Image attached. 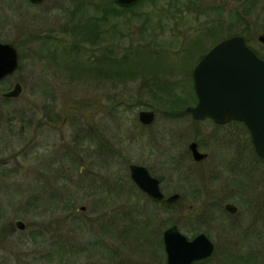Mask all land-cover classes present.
Listing matches in <instances>:
<instances>
[{"label": "rangeland", "instance_id": "rangeland-1", "mask_svg": "<svg viewBox=\"0 0 264 264\" xmlns=\"http://www.w3.org/2000/svg\"><path fill=\"white\" fill-rule=\"evenodd\" d=\"M259 1L249 45L264 58L258 36L264 33V0ZM78 3L0 0V41L13 43L20 58L18 70L0 84V205L5 213L0 225V264H152L150 251L137 248L134 231L126 228L121 235L115 231L113 237L120 239L105 238L114 250L122 245V260L112 261L109 249L98 246L88 229L75 221L95 225L103 213L108 221V214L117 218L123 212L125 216L132 212V222L142 219L132 207L140 213L160 212L158 221L154 219V238L163 239L175 219L187 235L206 232L216 251L196 264H264V160L256 153L250 132L235 121L224 125L211 119L195 121L187 107L197 103V96L173 114L166 112L174 107L169 99L160 105L153 96L194 90L192 71L203 51L194 49L188 55V49L207 27H221L241 2L201 0L198 12L186 13L183 19L175 7L169 19L151 9L146 29L142 28L146 15L139 16L130 30L136 35L141 31L142 41L136 36L120 37L102 45L114 47L119 56L126 46L134 52L152 48L168 55L160 60V73L155 69L157 54L143 55L149 73L127 81L102 78L95 71L78 73L88 68L81 59L100 54L103 48H85L80 59L62 52L66 43L75 42V36L63 29ZM92 12H77L75 23L85 22ZM157 15L163 19L158 28ZM128 27L124 25L125 30ZM240 29H228L224 38ZM49 36L53 38L46 43ZM204 43L211 48L217 39L210 37ZM49 46L60 48L59 55L52 56L55 60L48 56ZM16 83L22 85L21 95L4 101L2 92ZM142 110L155 111L152 124L141 123ZM193 140L208 155L205 161L193 160L189 151ZM130 164L146 166L163 180L166 195L179 192L181 200L165 213L159 211L162 205L145 197L129 195L139 204L133 200L124 204L121 195L134 189ZM189 170L201 183L199 194L191 192L193 184L185 176ZM82 181L85 195L70 210L69 203L61 202L64 183L77 192ZM88 184L94 185L92 190ZM226 202L238 206L236 215L225 211ZM81 206L86 207L83 212ZM119 217L129 223L124 215ZM19 219L26 223L25 230L15 226ZM149 236L153 239L150 232ZM155 245L157 240L151 247ZM163 251L166 255L165 247Z\"/></svg>", "mask_w": 264, "mask_h": 264}, {"label": "trees", "instance_id": "trees-1", "mask_svg": "<svg viewBox=\"0 0 264 264\" xmlns=\"http://www.w3.org/2000/svg\"><path fill=\"white\" fill-rule=\"evenodd\" d=\"M201 0H140V2L132 7H122L117 5L114 0H79V3L74 7V10L71 12V17L66 23V27L63 29V31L67 34H73L75 36V42L74 44L68 45L66 43V46H64L62 49V52H66L70 58L73 56V54H76V57L79 59L81 58L80 53L85 48L91 47H98L103 48L102 52L100 54L96 55H89L86 60L81 59L84 61V63H87L88 68H81L80 71L85 72L84 70L88 71H95L99 74L100 77L104 78H110L111 80H120V81H127L131 79H135L138 77H141L148 70L146 69V63L143 62V57L146 54H157V58H159V62H157V73H160L162 70L160 69V65L162 62L160 60L166 58L168 53L165 51L162 52V50L156 51L152 48H147L145 45V48L149 49L147 51L141 52L138 48L135 50V52L129 48H125V51L122 53V55H118L114 49V47H106L108 45H102L108 40L111 41H117V38H124L129 37L130 40L134 39V36H136V40L142 41L144 39L143 33H138L137 35L135 32H132L130 30V24L133 21L138 20V17L141 15H146V18L144 19L142 23V28L146 29L147 22L151 19V9L153 13H163L164 16L169 19L171 15H174L175 12L179 13L181 16V19L184 18V14L186 13H192L198 12L199 9V2ZM241 2V5L239 9L231 10L228 15V20L226 19L225 25L228 27L229 30H231L233 27L240 26L242 29L235 32L236 34L243 35L247 42L250 44V41L252 40L250 38V35H254L252 32L254 26L256 25V19L255 14L257 11L258 4L260 3L259 0H239ZM173 7H175V12H173ZM93 9V12L90 16L86 18L85 22H82L78 20L75 23V14L77 12H84L87 11L90 12ZM177 10V11H176ZM170 15V16H169ZM126 17V18H125ZM124 20V21H123ZM163 20V19H162ZM162 20L157 15V28L162 25ZM221 25V27H207L201 34V37H195L196 40L195 46H191L188 49V55H191L192 51L195 49L203 51L201 53V58L203 55L210 49V47H206L204 43V39L208 40L210 37H214L217 39V42L224 39V36L229 33L228 29H225L224 25ZM129 27L127 30H125L124 25ZM144 29V30H145ZM142 30V31H144ZM249 32H251L249 34ZM135 34V35H134ZM230 34H233L230 32ZM233 34V35H236ZM200 36V35H199ZM231 36V35H230ZM53 38L49 36L47 38V42H50V39ZM139 42V41H137ZM56 43L59 44L57 41ZM206 47V48H205ZM205 48V49H204ZM91 49V48H90ZM48 56L51 60H55L53 57H57L59 55L60 48L55 46H49L48 49ZM88 53V52H87ZM259 53V52H258ZM144 55V56H143ZM53 56V57H52ZM92 58V59H91ZM87 61V62H86ZM166 63L167 61H163ZM163 64V63H162ZM64 66V65H63ZM65 68V67H64ZM156 79V78H155ZM6 80V79H5ZM4 80V81H5ZM2 81V82H4ZM1 82V83H2ZM0 83V84H1ZM170 93V92H169ZM158 99L159 104L164 103L166 101H170V105H174V107H169L166 109L172 110L174 112L176 108H184L187 105L191 104L193 101H196V95L194 90L192 89L191 93L184 92V94L181 93H171L170 96L172 97H165V96H158L153 95ZM2 98L4 101H8V99H11L9 97H4L2 95ZM166 99V100H165ZM165 100V101H164ZM160 104V105H161ZM241 123L244 127V123ZM71 161L73 163L77 162V159L72 158ZM67 171V170H66ZM90 175H88L87 178H89ZM87 178L84 176L81 177V179H84L87 181ZM61 179L65 180V176H63ZM122 180L119 178V181ZM85 181H82L81 189H79L77 192L71 190L69 188V184L64 183V189L62 191L63 198L61 199V202H66L69 204H66V207L72 210L76 209V205L79 201L81 195H85V191L83 188V184ZM122 181H120V184ZM70 187H73L71 185ZM90 190L94 187L93 184H88L86 186ZM87 195V194H86ZM60 201V200H59ZM33 202H31V205ZM33 206H35L33 204ZM38 206V205H37ZM74 207V208H72ZM169 206L163 207L159 209V211H162L165 213L166 210H169ZM3 207L0 205V225L2 219L5 217V213L3 212ZM147 209V208H145ZM147 211V210H146ZM83 212V211H82ZM153 212V211H152ZM146 213L145 211H142L141 213H137V215L140 216L142 219H137L135 222H132V212L128 214V216H125L124 212V219L129 222L128 224H124L122 218L119 216H123L122 213L118 214L119 216L117 218L113 216H109L108 214V221L105 220V215L100 217V219L96 220L98 224H92L87 223L86 221H81L79 219H76L75 221L82 226L84 229H88V233L94 237L95 243L98 246H101L102 248L106 247L110 251V255L113 258L112 261L115 260H122L121 258V244L117 247H115V250L111 247H108V244L106 243L105 238H118L120 239L121 232H125L126 228L129 231H134L136 234L135 241L137 243V248L141 249L142 251H150V255L153 257L152 264H167L166 255L164 253V243L162 238H154L152 236V229L154 228V219L160 217V212H157V215L153 212ZM152 213V214H151ZM113 217V218H112ZM117 219H120L117 220ZM115 231L119 234L116 237H113L115 234ZM149 232L151 236L150 238ZM157 240V246L151 247V245L156 244ZM112 248V249H111Z\"/></svg>", "mask_w": 264, "mask_h": 264}, {"label": "water", "instance_id": "water-1", "mask_svg": "<svg viewBox=\"0 0 264 264\" xmlns=\"http://www.w3.org/2000/svg\"><path fill=\"white\" fill-rule=\"evenodd\" d=\"M39 2L43 0H33ZM122 7H132L140 0H114ZM264 44V33L259 35ZM20 64L19 51L11 42L0 41V82L14 74ZM194 90L197 103L187 109L195 120L213 119L219 124L232 120L244 122L248 128L252 143L259 156L264 158V58L248 45L243 35L227 37L213 46L197 63L193 73ZM22 93V85L16 83L4 97L17 98ZM153 110H142L140 121L150 125L155 120ZM190 150L197 160L207 157L198 148L196 141L190 144ZM132 180L145 192L156 199H163L158 178L151 175L149 169L141 164H131ZM179 194L170 196L173 202ZM81 206V210H85ZM226 209L237 211L233 204ZM18 230H25L26 223L19 219L15 222ZM163 242L167 264H193L207 259L215 253V243L204 233L193 240L181 233L176 225L164 231Z\"/></svg>", "mask_w": 264, "mask_h": 264}, {"label": "flooded vegetation", "instance_id": "flooded-vegetation-1", "mask_svg": "<svg viewBox=\"0 0 264 264\" xmlns=\"http://www.w3.org/2000/svg\"><path fill=\"white\" fill-rule=\"evenodd\" d=\"M26 1H29L32 5H41V4H43L44 2H45V0H43V1H39V2H34L33 0H26ZM188 108V107H187ZM192 115V114H191ZM194 119V118H193ZM195 120V119H194ZM195 121H202V120H195ZM231 122H233V121H231ZM216 123V122H215ZM230 123V122H229ZM216 124H218V123H216ZM228 124V123H227ZM219 125H224V124H219ZM194 141H196V140H193L192 142H194ZM191 142V143H192ZM197 142V141H196ZM190 143V144H191ZM198 143V142H197ZM198 148H199V143H198ZM200 150V149H199ZM189 151H190V153H191V155H192V158H193V160L195 161V162H203V161H205L207 158H208V155H207V157H205V158H203V159H201V160H197V159H195L194 158V156H193V153H192V151L190 150V145H189ZM203 153H205V152H203ZM129 168H130V165H129ZM150 171V170H149ZM191 171H193V169H191ZM190 170L187 172V175H185L187 178H186V180L189 182V183H191V184H193V186H192V188H191V192H192V194L194 193H197V194H199V192H200V188H201V186H197V185H200L201 183H199V182H197L196 181V178H194V176H193V172H191ZM194 172H195V170H194ZM151 173V172H150ZM151 175L152 176H154L152 173H151ZM130 177H131V172H130ZM154 177H156V176H154ZM156 178H158V177H156ZM159 179V181H160V188H161V183H162V179L159 177L158 178ZM131 180H132V178H131ZM133 181V180H132ZM133 183H134V186H133V190H129L128 189V191H127V194H124V196L123 195H121V197H123L122 199H123V201H124V204H126V203H130V201H132L133 200V204H135V205H137V204H139L138 203V200H135V199H133V198H131V197H134V198H136V199H139V198H141V197H145L148 201L147 202H150V203H154L156 206H157V204H159V205H162L163 207H167V206H169L170 208H172V207H174L180 200H181V198H182V194L181 193H179V192H176V193H173V194H170V195H166L165 194V192L163 191V189L161 188V190H162V192L164 193V198L163 199H156V198H154V197H152L151 195H149L147 192H145L142 188H140L134 181H133ZM128 184V183H127ZM129 188V187H128ZM201 193V192H200ZM175 194H179V198L178 199H176L175 201H173V202H168L167 201V199L170 197V196H173V195H175ZM129 195H131V197H129ZM137 201V202H136ZM227 204H233V205H235L236 207H237V211L236 212H234V213H232V212H230V211H228L227 209H226V205ZM140 206V205H139ZM132 208H134V211H133V213L134 214H136L137 215V213L139 212L140 213V209L139 208H135V207H132ZM224 209H225V211L227 212V213H229V214H231V215H236L237 213H238V206L236 205V204H234V203H232V202H226L225 204H224ZM174 214V213H173ZM174 217H175V214H174ZM175 220H177V221H175L172 225H176L178 228H179V230H180V232L181 233H183V234H185L182 230H181V228H180V224H181V222H180V220H178V219H175ZM179 221V222H178ZM196 231V230H195ZM196 234H194V237H192V236H190V235H187V234H185L187 237H188V239H190V240H193L194 238H196L198 235H200V234H202V233H204V234H206L208 237H209V235L206 233V232H204V231H201V232H195ZM210 238V237H209ZM211 239V238H210ZM215 248H216V245H215ZM215 251H216V249H215ZM208 259V258H207ZM206 259H204V260H201V261H205ZM201 261H197V262H194L193 264H196V263H198V262H201Z\"/></svg>", "mask_w": 264, "mask_h": 264}]
</instances>
